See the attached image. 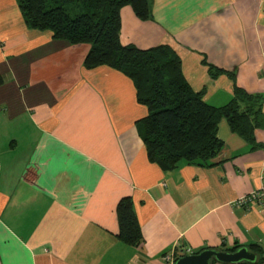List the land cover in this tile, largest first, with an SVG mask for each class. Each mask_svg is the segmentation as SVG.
<instances>
[{
  "label": "crops",
  "instance_id": "crops-1",
  "mask_svg": "<svg viewBox=\"0 0 264 264\" xmlns=\"http://www.w3.org/2000/svg\"><path fill=\"white\" fill-rule=\"evenodd\" d=\"M150 3L147 21L122 9L123 45L170 47L212 106L235 85L264 98V0ZM89 50L30 29L16 0H0V264H176L234 248L264 258V211L233 204L264 182V118L257 148L223 120L215 166L164 172L148 159L133 81L86 69ZM204 61L223 73L213 79ZM124 198L137 246L119 237Z\"/></svg>",
  "mask_w": 264,
  "mask_h": 264
},
{
  "label": "trees",
  "instance_id": "trees-1",
  "mask_svg": "<svg viewBox=\"0 0 264 264\" xmlns=\"http://www.w3.org/2000/svg\"><path fill=\"white\" fill-rule=\"evenodd\" d=\"M16 3L30 29L49 31L55 40L71 45L89 46L86 69L106 66L133 81L138 103L148 110V115L139 122L148 159L164 172L175 170L181 162L215 166L214 160L225 147L218 137L223 120L233 133L254 149L258 147L255 130L264 118L261 95H251L235 85L231 102L222 107L212 106L204 100L203 92L191 87L181 59L170 47L143 50L123 45L122 9L129 6L140 20L147 21L152 16L150 0H16ZM205 65L213 79L223 73L206 62ZM118 218L120 239L137 246L141 231L130 198L120 201ZM258 259L255 263L264 261L260 255Z\"/></svg>",
  "mask_w": 264,
  "mask_h": 264
},
{
  "label": "water",
  "instance_id": "water-1",
  "mask_svg": "<svg viewBox=\"0 0 264 264\" xmlns=\"http://www.w3.org/2000/svg\"><path fill=\"white\" fill-rule=\"evenodd\" d=\"M257 253L249 248H240L235 252H227L219 249L205 250L199 254L186 255L177 260L176 264H242L257 262Z\"/></svg>",
  "mask_w": 264,
  "mask_h": 264
},
{
  "label": "built area",
  "instance_id": "built-area-1",
  "mask_svg": "<svg viewBox=\"0 0 264 264\" xmlns=\"http://www.w3.org/2000/svg\"><path fill=\"white\" fill-rule=\"evenodd\" d=\"M236 207L250 210L251 208H258L264 211V182L262 186L246 195L238 198L234 203Z\"/></svg>",
  "mask_w": 264,
  "mask_h": 264
}]
</instances>
